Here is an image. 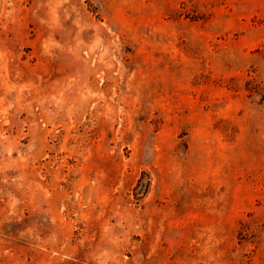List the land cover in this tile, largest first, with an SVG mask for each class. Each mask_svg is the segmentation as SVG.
I'll return each mask as SVG.
<instances>
[{
  "label": "rangeland",
  "instance_id": "374dc122",
  "mask_svg": "<svg viewBox=\"0 0 264 264\" xmlns=\"http://www.w3.org/2000/svg\"><path fill=\"white\" fill-rule=\"evenodd\" d=\"M0 264H264V0H0Z\"/></svg>",
  "mask_w": 264,
  "mask_h": 264
}]
</instances>
